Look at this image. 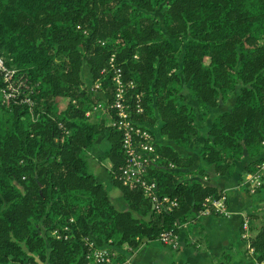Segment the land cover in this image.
Wrapping results in <instances>:
<instances>
[{
  "label": "trees",
  "instance_id": "1",
  "mask_svg": "<svg viewBox=\"0 0 264 264\" xmlns=\"http://www.w3.org/2000/svg\"><path fill=\"white\" fill-rule=\"evenodd\" d=\"M3 51L31 87L34 105L3 102L0 74V264H89L86 238L135 249L164 230L179 232L198 218L208 195L221 194L187 178L202 176L203 167L187 170L193 159L161 141L150 172L159 194L176 196L178 205L159 209L140 186L122 183L120 131L92 111L102 97L84 78L89 64L110 99L111 72L102 69L113 52L134 83L131 92L142 96L140 117L175 144L188 146L211 107L224 104L204 127L203 159L225 174L244 153L252 158L244 173L264 156V0H0ZM105 130L125 209L89 170L91 148ZM251 228L261 260L264 222ZM233 258L224 252L219 264Z\"/></svg>",
  "mask_w": 264,
  "mask_h": 264
},
{
  "label": "crops",
  "instance_id": "2",
  "mask_svg": "<svg viewBox=\"0 0 264 264\" xmlns=\"http://www.w3.org/2000/svg\"><path fill=\"white\" fill-rule=\"evenodd\" d=\"M85 69L89 72L85 75V80L88 82L93 78L90 65L86 64L84 71ZM190 100L195 106L198 105V101L194 98ZM224 107H226L224 104L211 107L209 118L207 122L203 123L201 133L195 136L186 147L175 144L160 129L158 133L156 131L155 136L157 141L173 144L179 151L193 159V166L188 167L187 170L203 167L204 174L202 176L194 173L192 177L197 174V177L217 186L221 193H225L231 214L215 212L199 214L197 219L189 223L186 222L180 227L178 247H171L159 239L143 243L133 250H126V257L129 258L128 264H219L224 252L234 254L231 264H257L255 257L244 244L241 224L244 214L251 215L254 212L259 214L257 218L252 217L254 222L259 223L264 220V189L258 188L255 192L248 189L246 181L242 178L243 166L222 174L215 170L213 164L207 163L201 155L206 135L204 127L207 128L212 117ZM111 146L109 131L105 130L99 134L91 148L88 166L97 179L104 183L113 201L119 202L120 205L117 206L125 209L128 207V202L114 183L110 172L112 160L106 155ZM249 157L246 155V159ZM112 191H115V197H113ZM260 209L261 213L258 211Z\"/></svg>",
  "mask_w": 264,
  "mask_h": 264
},
{
  "label": "built area",
  "instance_id": "3",
  "mask_svg": "<svg viewBox=\"0 0 264 264\" xmlns=\"http://www.w3.org/2000/svg\"><path fill=\"white\" fill-rule=\"evenodd\" d=\"M103 73L111 72V83L113 94L109 99L104 88H101V100L93 106L92 111L101 112L107 117L109 124L120 131L121 145L124 152V163L121 166L120 179L126 186H140L144 193L151 198L155 205L160 209L161 203L165 208L171 210L178 205V198L168 194H159V185L154 176L151 175V168L160 159V153L157 150V139L148 122L140 117L144 111L142 96L139 92L133 93V82H127L124 79L123 68L117 64L116 54L113 52L108 61V65L102 69ZM0 74L3 77L4 84L1 87L3 102L10 105L12 102H24L32 108L34 100L31 96V87L18 73V70L9 66L0 56ZM92 87L99 88L100 78H97ZM134 96V97H133ZM175 167V163L169 164ZM257 168L248 174L246 182L248 189L256 191L264 186V156L257 163ZM205 207L199 210L198 214L203 213H223L231 214L227 204V196L221 193L215 197L208 195L204 202ZM69 226H64L68 230ZM54 229L52 233H57ZM68 234H65L67 236ZM58 236V235H57ZM242 237L246 240L247 247L253 251L252 244L253 233L249 217L244 214L242 220ZM159 240L171 247H178L180 244L179 233L173 230H164L160 233ZM89 247V264H120L117 262L119 247L112 244H98L91 238H86ZM129 249L133 250V247ZM125 263H129L126 258ZM264 264V260H261ZM6 264H32L21 260H10Z\"/></svg>",
  "mask_w": 264,
  "mask_h": 264
},
{
  "label": "rangeland",
  "instance_id": "4",
  "mask_svg": "<svg viewBox=\"0 0 264 264\" xmlns=\"http://www.w3.org/2000/svg\"><path fill=\"white\" fill-rule=\"evenodd\" d=\"M158 11H159V9H158ZM0 56L3 58V60L5 61L6 59H10L8 56V53L6 52V51H3L2 53H0ZM87 69H85V71H84V78H85V75L86 74H88L89 72L87 71ZM96 80V79H95ZM95 80L94 79H91L90 81H88V85H89V88L94 92V93H96V94H99L100 95V92H101V88H102V84L100 83V87L99 88H94V87H92L95 83ZM197 100V99H196ZM64 104H66L67 103V101H65V99L62 101ZM150 124V123H149ZM151 125V127H152V130H153V132H154V134L156 133V131H157V133H158V130H159V126H153L152 124H150ZM159 135V134H158ZM156 137V136H155ZM162 142V141H161ZM181 152V151H180ZM246 155H248V154H246V153H244L238 160H237V162H236V164H235V167H234V170H236V169H240V167L241 166H243V171H244V168H245V165L252 159L251 157H249L248 159H246ZM212 164V163H211ZM193 166V164L192 165H190L189 167H192ZM195 166V165H194ZM197 168V167H196ZM195 168V169H196ZM242 168V167H241ZM233 170V171H234ZM242 171V172H243ZM194 173H197V172H191V173H189V175H187V178H189V179H192L193 177L195 178V177H197V174H195L193 177H192V174H194ZM250 173H252V172H245L244 174H243V176H244V178H243V180L244 181H246V179H247V176H248V174H250ZM199 175V174H198ZM246 185H247V182H246ZM117 188H118V190H120L121 192H122V190L120 189V187H118L117 186ZM261 189H264V186L263 187H261ZM260 189V190H261ZM115 191H116V189H115ZM115 191H112V193H113V197H115V195H116V193H115ZM257 191V190H256ZM259 191V190H258ZM253 192H255V191H253ZM111 195V194H110ZM112 198V197H111ZM125 198V197H124ZM112 201H113V199H112ZM127 201V200H126ZM128 202V201H127ZM113 203L117 206H119L120 204H119V202L117 201V200H115V202L113 201ZM117 206V207H118ZM128 207H129V203H128ZM127 207V208H128ZM118 208H120V207H118ZM260 213L262 212V210L260 209V210H258ZM212 213V212H211ZM214 213V212H213ZM256 212H254V214H255ZM248 217H249V219H250V225H252V224H254V221H253V219H252V216L250 215V214H246ZM253 218H255V217H253ZM262 222H264V220H261L259 223H262ZM252 229V233H253V238H254V236H255V234H256V229H253V228H251ZM58 230V229H57ZM54 234H56V235H58V236H62L63 235V233L60 231V230H58V232L57 233H54ZM66 234V233H65ZM241 234H242V224H241ZM65 236V235H64ZM253 238H252V244H253ZM242 239H243V241H244V244L246 245V240L242 237ZM254 245V244H253ZM130 248V247H129ZM123 249L122 251H120L119 252V254H118V256H117V259H116V261L117 262H120V264H127V263H125V260H126V250H131V249ZM246 248H248L247 247V245H246ZM248 250L253 254V257H255V260H256V262H257V264H261L260 262H261V260H264V258L263 259H261V260H259V259H257L256 258V248H255V245H254V249H253V251H251L249 248H248ZM11 260H13V259H11ZM39 264H43L42 263V261L41 260H39Z\"/></svg>",
  "mask_w": 264,
  "mask_h": 264
}]
</instances>
